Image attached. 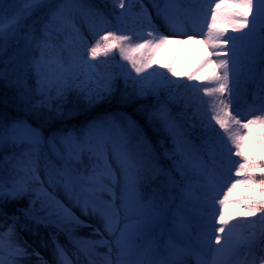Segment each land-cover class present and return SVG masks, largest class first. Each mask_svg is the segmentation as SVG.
I'll return each instance as SVG.
<instances>
[{
	"label": "snow or ice",
	"instance_id": "6c2138e0",
	"mask_svg": "<svg viewBox=\"0 0 264 264\" xmlns=\"http://www.w3.org/2000/svg\"><path fill=\"white\" fill-rule=\"evenodd\" d=\"M115 2L123 10L117 14L118 18L126 17L132 12V0H127V6L125 0ZM22 3L23 6L20 7L16 0H0V52L10 41L18 44L21 39L20 30L25 27L26 19L35 10L44 13L37 24L28 27L22 38L25 41L24 48L17 53L20 56H31V63L27 67L36 73L37 93L41 97L33 105L31 97L21 92V99L26 105H31L32 108L48 106L54 99L53 91L55 99L62 100L71 87L70 82L80 80L81 76L85 78L82 81L83 85L89 83L95 85V88L89 90L90 101L98 102L104 99V95L110 94L114 88V77H103L96 71L97 66L90 61L101 55L107 56L113 50H118L120 57L128 61L135 71V83L139 85L138 95L152 93L159 96L161 89H168L169 85L174 84L177 88L194 89V96L199 92L210 98L202 101L206 104L207 119L201 120V126L207 134L208 158L213 164L216 163L213 135L216 141L223 145L230 161L232 157L239 158L233 161L234 169L232 167L227 169L226 176H218L215 168L203 162L193 163L185 156L181 136L186 130H180L170 121L166 107L161 106L154 111L150 119L160 121L173 139L177 157L174 160L173 171L178 174L179 179L171 173L169 175L170 183L178 190L181 203L189 202L193 190L192 185L185 182L187 169H195L203 178L205 182L200 185L201 189L216 190L219 196L212 197L210 201H200L201 206L209 205L212 208V235L209 237V244L211 245L214 239L215 245L219 246L215 251L224 254L225 264L229 256H237L241 252L246 255L239 264H256L255 260H248L247 253H250L257 244L264 251V160L250 157L248 147L251 145L264 153V104L259 108L249 109L247 113L239 108L236 42L246 39L255 32L257 25L264 29V0H230V3H225V0H209L210 7L205 13L206 31L201 30L199 38L195 29L191 33L176 30L175 26L179 21L170 15L169 10L178 9L185 0H163L164 7L156 5L157 16L162 17L173 29L172 35L160 32L153 25L151 17H147L146 24L151 30L146 33V38L105 28L103 34L93 31V36L98 38L90 46L72 23L73 14L81 11L92 20L107 25L105 12L99 7L91 3L85 4L84 0H22ZM230 4L238 5L244 11L231 8ZM38 24H43V27H38ZM65 27H71L77 39L86 48L81 54L80 62L65 61L51 55L52 51L63 46L60 40ZM229 28L232 33L242 35L239 37L229 35ZM179 35L185 38L176 39ZM134 39L142 42L132 43ZM173 42L179 45L192 44L204 50L195 70L185 73L187 81L200 83L181 84L179 79L172 80L165 72L149 71L155 64L157 52ZM260 55L264 60V36L261 38ZM45 67L47 73L42 74ZM158 67L166 69L171 77H177L174 65ZM143 73L147 75H142ZM154 75L161 79L153 81L151 77ZM3 76L4 73L0 70V79H3ZM130 77L131 73L128 72L126 78ZM21 82V79L15 81L16 84ZM201 84L212 86L201 87ZM198 112L199 109L195 108L194 118ZM129 127L134 125L129 122ZM89 131L96 133L95 140L89 138L87 134L83 139H78L72 133H68L58 138L54 134L48 143L64 161L62 169L56 170L55 182L64 188L70 199L75 200L83 216L94 219L100 226L96 227L75 216L54 197L49 199L53 201V206L62 210L64 215L57 213L61 220L70 222L75 227H87L92 230V235L96 239L82 241L69 235V242L80 248L85 255H99L102 264H141L134 256L146 244L154 243L150 240L151 233L168 205L165 203L162 207L155 200L142 199L140 181L143 163L128 151L126 137L123 134L114 136L111 129L105 127L104 121L94 122ZM42 142L39 131L25 121L13 120L6 125L4 117L0 115V202L6 199H22L29 194V188L23 180H6L4 173L9 166L15 168L16 164L20 163V158L16 155L19 146L27 144L36 149ZM57 144L60 145L59 148L56 147ZM85 154L96 162L90 176L79 174L72 163L81 162V157ZM49 182H52L51 178ZM225 186L226 190H223ZM239 186L258 192L261 198L243 195L237 197L235 194ZM217 205L219 207H216ZM230 205L241 207L243 212H247L248 217L254 218L247 221V231H242L235 238L234 229L243 228L244 225L239 221L246 218L243 212L230 211ZM257 214L259 231L256 230ZM41 222L43 221H37ZM13 231V227H9L7 233L0 232V252L3 251L5 235L10 238ZM98 249L107 251L99 253ZM56 251L57 264H72L61 246L57 245ZM27 254L25 248L19 243L13 244L9 239L10 256L19 258ZM261 260L264 261V257H261ZM0 264H4L2 257ZM89 264H93V261L89 260Z\"/></svg>",
	"mask_w": 264,
	"mask_h": 264
},
{
	"label": "trees",
	"instance_id": "16d2710c",
	"mask_svg": "<svg viewBox=\"0 0 264 264\" xmlns=\"http://www.w3.org/2000/svg\"><path fill=\"white\" fill-rule=\"evenodd\" d=\"M84 2L85 4L91 3L99 7L105 12L108 21H113L117 14L122 11L117 6L115 0H84ZM134 13L137 16V12ZM43 16L44 13L35 10L26 20L25 27L20 30L21 39H19L18 44L10 41L6 45L3 54L0 55V70L4 73L3 79H0V114L7 119L26 121L38 127L46 139H51L54 134L58 138L70 132L78 139H83L85 134L91 137L93 133L89 131V128L94 122L104 121L108 125L109 120L112 118H117V123L126 129V119L128 117L133 118L137 122L138 127L134 139H138L139 137V142L145 143L141 150L142 157L140 158V161L143 163L142 179L140 181L141 197L145 201L155 200L162 207L165 203L168 205L156 225L164 221L173 220L175 212L181 209L194 221L195 225L202 227L201 220L207 211L201 206L200 201H205L207 194L203 191L204 189H201L200 185L205 181L198 177L195 169H187L185 182H197L199 197L190 198L188 203H181L178 190L170 183V173L179 179L178 174L173 171L175 166L174 160L177 158L173 139L164 129L163 124L155 119H150L151 116L144 109L152 108L153 110L160 103H167L176 117H192L195 121L193 127L185 126H188V133L195 139L199 155L204 157L211 165L223 171L225 166L223 161V145L216 141L215 135H213L216 155V163L213 164L207 155V134L201 126V120H206L205 114H207L205 111L206 104L202 101H207L210 98L204 97L202 93H197L194 100H192L177 90L174 84L167 92L160 90L159 96L152 93L138 95V84L132 78H126L127 72L120 70L115 65V61L103 55L97 58L99 67L96 71L103 77H114V88L110 94H107L106 98L98 102L90 101L89 90L95 88V85L91 83L86 86L83 85L82 81L85 78L81 76L80 80H72L70 82L71 87L62 100L55 99V91H53L52 96L54 99L48 106L32 108L31 105H26L21 99V92L31 97V104H36L41 99L37 93V76L34 70L27 67L31 63V56H20L17 53L24 48L25 41L22 38L25 36L28 27L37 24ZM133 21L137 27L142 22V19L138 18V20ZM143 26H145L144 21ZM38 27L42 28L43 24H38ZM71 30V27H65V30L61 33L60 40L63 46L52 51L51 55L65 61L80 62L81 57L77 59L73 58L74 49L67 42V36ZM125 34H132L134 37H138L133 28ZM137 42L140 41L137 39L132 41V43ZM35 54L39 55V53ZM259 59H261L260 62ZM120 60L123 59L120 57ZM90 63L92 64V62ZM166 63L167 59L159 60L154 71L165 72L170 79H176L171 77V74L167 73L166 69L158 67L159 65H166ZM262 64H264V60H262L260 53L256 49L246 48L242 51L240 57L241 74L237 86L238 105L241 109L248 103L253 102L255 95L259 93V73ZM127 65L129 66V64ZM19 69H25V72H18ZM15 70H18V73L15 74ZM46 73L47 68L45 67L42 69V74ZM15 78L23 80L24 84H16L14 82ZM151 79L158 81L160 77L154 75ZM77 85H80V87H77ZM195 108H198L199 112L194 118L193 111ZM16 155L20 158V163L16 164L15 168L9 166L4 176L6 180H23L29 188V194L22 199H6L0 202V232L7 233L9 227H13L14 229L10 238L5 235L4 245L9 246V239L14 243L15 237L19 234L20 230L32 229L33 223L24 212L31 208H34L39 214H43L47 219L56 222L61 228L68 231L72 227V223L61 220L60 216L57 215V213H60V215L64 214L62 210L53 206V201L49 197L54 196L47 191V188L41 181L42 164L36 150L29 145H23L19 149H16ZM248 155L264 160V153L255 147H253ZM185 156L189 158L186 154ZM56 161L59 165L63 166L64 161ZM95 164L96 162L89 159L86 154L83 164L79 163L73 166L78 173H82L94 168ZM246 196L255 197L256 199L261 198L258 192L252 190ZM258 216L259 214L255 218L257 220V231L260 228ZM244 217L246 218L244 221H239L244 227L238 228L239 230L247 231V221L254 218L248 217L247 212L244 214ZM244 255L246 253L243 252ZM247 256L258 264H264V261L261 260V257H264V251L261 250L259 244L250 253H247Z\"/></svg>",
	"mask_w": 264,
	"mask_h": 264
},
{
	"label": "rangeland",
	"instance_id": "374dc122",
	"mask_svg": "<svg viewBox=\"0 0 264 264\" xmlns=\"http://www.w3.org/2000/svg\"><path fill=\"white\" fill-rule=\"evenodd\" d=\"M18 5L20 7L23 6L22 0H16ZM126 6H127V0H125ZM225 3H230V0H225ZM156 5H159L160 7H164L163 0H132V12L127 15L126 17L118 18L116 17L115 20L110 23L109 25H100L96 23L95 21L91 20L90 17H88L84 12L77 11L74 12L73 21L72 23L75 25V28L79 30V34L81 37L84 38V40L87 41V45L90 46L95 42V39L98 38V36H93V31H95L98 34H103V30L107 28V30H119L120 32H123L124 34L127 31H130L133 28V31L136 32V35L138 37H145L146 33L150 31L151 29L147 26L145 22V26H143V18L145 20L147 17H151L153 25L157 29H159L160 32L172 35L173 29L169 27V25L164 21L162 17L157 16V7ZM197 5L198 7H196ZM210 4L208 0H185V3L179 6L178 9L171 8L169 10L170 15H172L174 18H176L179 22L176 24V30L180 31H186L188 33H191L193 29L196 30L199 38V33L201 30L206 31V25H205V13L209 9ZM231 8H235L238 11H244V9L239 8L238 5L230 4ZM138 11L137 16H134V12ZM145 11L146 14L145 15ZM142 18V22L136 27V23L133 20H138V18ZM197 19L199 21H197ZM251 19V16H250ZM27 20V19H26ZM223 27H227V25H221ZM229 35L234 36H241V33H232L231 29H228ZM264 36V32H262V29L259 25H257L256 31L253 32L251 35H249L246 39L242 40L244 43L239 44L237 43V73L239 76V61H240V54L242 50L244 49L243 44L249 43V46L252 48H256L260 50L261 45V38ZM185 37L183 35L176 36V39H184ZM68 43L70 46H72L75 49V53L82 52L83 50L86 51L85 46L80 42L79 39H77L76 34L74 30H71L70 34L68 35ZM142 42V40H138ZM5 48L2 52H0V55L3 54L5 51ZM203 49L197 48L196 46L192 44H185V45H179L175 42L169 43L165 45L162 49H160L156 56H155V64L153 65V68L149 71H154L157 61L167 59L166 64H172L175 67V71L177 73V77H174L177 80L179 79V82L181 84H187V83H200L198 81H192L189 82L185 78V73H189L190 71H194L195 67L198 66V62L200 61L201 57L203 56ZM139 56V54H137ZM57 57V56H56ZM107 58H110L115 61V64L117 67H119L121 70H125L131 73V78L135 81L136 79V73L131 68V64L129 66L127 65L128 61L120 60L119 57V51L113 50L109 55L105 56ZM99 58V57H98ZM93 64L97 66L98 63L96 60H92ZM20 64V62H19ZM96 68V69H97ZM15 70V74L18 72H25V69H19ZM142 75H147V73H143ZM261 84H262V100L260 101V97H256L257 99L254 101V103L248 104L247 107L244 110H241L244 113H247L249 109L251 108H259L262 104H264V66L261 68ZM18 78H15L14 82ZM20 85L24 84V81ZM172 85H169L168 89ZM203 86H209L212 85H206L201 84V87ZM168 89H161L162 91H167ZM183 95L189 97L190 99L194 100L197 93H195L194 96V89H188V88H177ZM107 97V94L104 95V98ZM161 106L166 107L169 115H170V121L178 126L180 130H186L185 127H193L194 125V119L192 117L190 118H176L174 116V113L170 109L168 104H159L157 107H155L153 110L151 109H144L146 113L148 112L150 116H152V113L159 109ZM143 110V109H142ZM205 117L207 119V114H205ZM188 119V120H187ZM156 120V119H155ZM13 120H9L4 117V123L6 125L10 124V122ZM116 119H112L111 123L106 125V128L111 129V133L114 136H119L123 134L126 137V147L128 151L132 153V155L139 159V153L140 149L143 147L142 145H139L137 143L138 141L135 140L133 145L130 146L129 137L124 130L125 127H120L118 123L116 122ZM158 121V120H156ZM134 127H130L131 130V136L137 132V126L136 123L132 120H129ZM160 122V121H159ZM28 124V123H27ZM30 125V124H29ZM127 126L129 125L126 124ZM188 125V126H185ZM32 128L37 129L39 133L41 134L42 138V144L36 148V152L38 156L41 158V162L43 165V169L41 171V179L42 182L47 186L49 191L53 193L68 209L69 212L73 213L75 216L79 217L82 220H85L87 223H92L94 226L99 227L100 225L96 224L94 219H89L88 217H85L82 215L80 207L76 204L74 199H70L68 194L65 192L64 188L56 183L57 178V169L56 163L54 161H51V154H56V152L53 150V148L49 145L48 141L44 137L42 131L38 129L35 126L30 125ZM96 133L93 131V135L91 136V139L95 140ZM132 138V137H131ZM181 140L183 141V150L188 155L189 158L192 159L194 163H206L209 167L214 168V166L210 165L208 161L202 157H199V152L197 147L195 146V139L190 136L189 133H187V130L184 132V134L181 136ZM144 144V143H143ZM27 145V144H23ZM22 146V145H21ZM57 148L60 147V145H56ZM253 146L249 145L248 152L251 151ZM224 150V149H223ZM86 155V154H85ZM81 157V162L83 163L86 156ZM238 157H232V160L230 161L227 158V152L224 150V163L225 168L224 171L220 172L218 169L216 171V175L218 176H226L227 169L229 167H232L234 169L235 164L233 161L238 160ZM73 164H76L77 162H72ZM91 173L86 174L83 173L85 176H90L93 173V169H90ZM52 172V173H51ZM199 176V175H198ZM52 180L50 183L49 180ZM201 180H203L202 177L199 176ZM204 181V180H203ZM192 185V194L191 198L199 197L198 194V188L196 186L197 182L192 181L189 183ZM223 190H226V186ZM251 191L250 188H246L243 186H239L238 192L235 194L237 197L246 194H249ZM206 200L210 201L212 197L216 196V198H219L217 196L216 190L208 191L206 190ZM222 195V192H221ZM216 207H219L218 205ZM205 208L207 209V213H205V217L203 219L204 221V229L199 232V235H197L194 232L195 225L187 216V214L183 210H178L176 212V220L172 221L170 224L164 223L160 229H159V236L164 237V246L160 252V255L154 256L152 253V244H146L144 247H142L134 256V259L141 262V264H216V263H224L225 264V258L223 253H217L215 251L216 247H219L215 245L214 239L211 242V245L209 244V237L212 235V229H211V223H212V208L209 205H205ZM230 211L232 212H243V209L239 206L230 205ZM28 216L32 219L34 224V230L29 232H23L19 234V236L16 239V243H19L21 247L25 248L27 251V255L23 257H12L9 255V246L3 245V251L0 252V257L3 258L4 264H39V261L46 260L47 256L50 254H57L56 246H61L66 254L67 257L72 261V264H75V251H79L80 256L82 255L86 257H90L91 255H85L83 251L80 250V248H77L72 243L69 242V236L68 232L60 231L58 228H56L55 224L51 223L50 221L43 218L41 214H39L37 211L35 212L34 209L31 208L28 209ZM246 212H243L245 214ZM37 221H43L41 223H37ZM76 236L74 237L77 240H89L86 239L85 235L88 233V235H91L90 239H96L95 236L92 235V230L87 227H76ZM157 228V227H156ZM57 229V230H56ZM59 232L60 236L57 239H52L51 234L54 232ZM155 228H153V231L151 233L150 239L154 235ZM242 231L238 228L234 229L233 231V238L238 236ZM245 232V231H244ZM76 249V250H75ZM99 253H104L107 250L106 249H98ZM35 253H39L37 256ZM82 254V255H81ZM241 254V253H240ZM240 254L237 256H229L227 264H239ZM96 255V254H94ZM98 256V264H102L101 257ZM113 259H115V254L113 255ZM251 261V260H249ZM257 264V263H256Z\"/></svg>",
	"mask_w": 264,
	"mask_h": 264
},
{
	"label": "bare ground",
	"instance_id": "6f19581e",
	"mask_svg": "<svg viewBox=\"0 0 264 264\" xmlns=\"http://www.w3.org/2000/svg\"><path fill=\"white\" fill-rule=\"evenodd\" d=\"M208 2H209V0H208ZM85 236H86L85 237L86 239L92 240V239H90L91 235H88V233ZM85 241H87V240H85ZM74 254H75V264H89V260H92L93 264H98V262H99L98 256L94 255V254H92L91 258L86 257L82 254H81L82 255V257H81L78 250L75 251ZM57 261H58V255L50 254L47 256L46 260L39 261V264H57Z\"/></svg>",
	"mask_w": 264,
	"mask_h": 264
}]
</instances>
